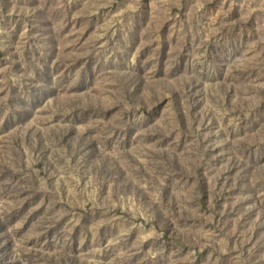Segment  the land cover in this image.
Segmentation results:
<instances>
[{"label":"rangeland","instance_id":"1","mask_svg":"<svg viewBox=\"0 0 264 264\" xmlns=\"http://www.w3.org/2000/svg\"><path fill=\"white\" fill-rule=\"evenodd\" d=\"M0 264H264V0H0Z\"/></svg>","mask_w":264,"mask_h":264}]
</instances>
